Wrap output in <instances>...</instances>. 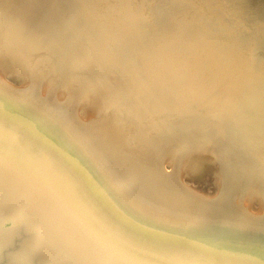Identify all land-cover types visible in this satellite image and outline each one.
Segmentation results:
<instances>
[{"label":"bare ground","instance_id":"bare-ground-1","mask_svg":"<svg viewBox=\"0 0 264 264\" xmlns=\"http://www.w3.org/2000/svg\"><path fill=\"white\" fill-rule=\"evenodd\" d=\"M0 81L114 199L173 231L264 242V0H0ZM201 163L213 196L185 179Z\"/></svg>","mask_w":264,"mask_h":264},{"label":"water","instance_id":"water-1","mask_svg":"<svg viewBox=\"0 0 264 264\" xmlns=\"http://www.w3.org/2000/svg\"><path fill=\"white\" fill-rule=\"evenodd\" d=\"M0 264H264V242L173 231L112 198L0 81Z\"/></svg>","mask_w":264,"mask_h":264},{"label":"rangeland","instance_id":"rangeland-1","mask_svg":"<svg viewBox=\"0 0 264 264\" xmlns=\"http://www.w3.org/2000/svg\"><path fill=\"white\" fill-rule=\"evenodd\" d=\"M8 66V65H7ZM4 70V68H3ZM25 71V70H24ZM5 76L7 77V80L10 81L11 83L13 84H16L17 86H24L26 83H27V76L25 75V73L17 66L15 65H9L7 69H5ZM41 112V111H40ZM47 115V114H46ZM47 120H49V117L47 116H44ZM50 121V120H49ZM50 123V122H49ZM52 123V122H51ZM61 133V132H60ZM59 133V134H60ZM62 135H64L63 133H61ZM66 135V134H65ZM61 136V135H60ZM202 165V166H200ZM199 165V168L197 166V169L194 167L193 169L185 172L186 174L184 175L185 176V179L186 181L191 184L195 189H198L199 191L201 192H204L206 194H209L210 193V196H213L211 195L213 192V194H215L218 190V187H219V183H220V180H219V177L217 176L218 174V170L217 169V166H215L214 163H208L206 164H200ZM214 165V166H213ZM215 167V168H214ZM200 169V170H198ZM216 171H215V170ZM193 170V171H192ZM197 170V171H196ZM214 173L216 175H214ZM187 176V177H186ZM218 178V180L215 179ZM188 178V179H187ZM192 181V182H191ZM219 182V183H218ZM216 183V184H215ZM218 185V186H217ZM197 187V188H196ZM199 187V188H198ZM213 190V191H212ZM212 191V192H211ZM109 192V191H108ZM109 194L111 195L112 198H114V195L113 193L111 194L109 192ZM116 196V195H115ZM160 211V209H158V212ZM163 213H168L169 216H173V215H176L172 212H167V211H164L162 210ZM157 215H160V214H157ZM221 237H227V238H231V237H228L227 236H221ZM234 238H237V237H234Z\"/></svg>","mask_w":264,"mask_h":264}]
</instances>
